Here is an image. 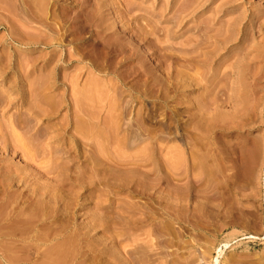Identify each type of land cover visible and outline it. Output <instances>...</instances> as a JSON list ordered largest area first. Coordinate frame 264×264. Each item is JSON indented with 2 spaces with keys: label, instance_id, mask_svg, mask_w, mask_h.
<instances>
[{
  "label": "rangeland",
  "instance_id": "374dc122",
  "mask_svg": "<svg viewBox=\"0 0 264 264\" xmlns=\"http://www.w3.org/2000/svg\"><path fill=\"white\" fill-rule=\"evenodd\" d=\"M27 2L0 0V264H264V0Z\"/></svg>",
  "mask_w": 264,
  "mask_h": 264
},
{
  "label": "bare ground",
  "instance_id": "6f19581e",
  "mask_svg": "<svg viewBox=\"0 0 264 264\" xmlns=\"http://www.w3.org/2000/svg\"><path fill=\"white\" fill-rule=\"evenodd\" d=\"M54 1H55V0H54ZM20 2H21V1H20ZM29 2H31V1H29ZM228 2H231V0H226L225 3H228ZM23 3H26V4H27L28 2H27V0H23ZM38 3H40V2H38ZM55 3H56V2H55ZM28 4H29V3H28ZM21 5L24 6L23 4H21ZM26 6H27V5H26ZM28 6H29V5H28ZM40 6H42V5H40ZM23 9H28V7H27V8L23 7ZM28 11H29V10H28ZM30 11H31V10H30ZM20 12H21V11H20ZM22 12H23V11H22ZM29 13H30V12H29ZM21 14H22V13H21ZM231 24H232V23H231ZM231 24H230V25H231ZM227 26H228V25H227ZM231 27H232V26H231ZM226 29H227V30H226ZM230 29H231V28H229V27L225 28V30H226L229 34H230L231 32H232V34H233V29H232V31H231ZM215 31H216V30H215ZM220 31H221V30H220ZM226 31H222L221 34H222V33L225 34ZM229 31H231V32H229ZM23 32H26V31H22V32L20 31V33H23ZM26 34L28 35V34H31V33H26ZM216 34H217V33H215V36H216ZM219 34H220V32H219ZM223 34H222V35H223ZM229 34H227V35L225 34V35H226L225 38L221 39V41L219 40V43H218V45H219V46H218L219 49L221 48L220 45H222V44L225 45L227 42L230 41L231 38H230L229 36H232V37H233V35H229ZM234 34H235L234 36H236V33H234ZM27 35H26V36H27ZM228 35H229V36H228ZM30 36H31V35H29L28 37H25V38L30 39V38H29ZM223 36H224V35H223ZM41 37H43V36L41 35ZM228 37H229V38H228ZM23 38H24V37H23ZM32 38H33V36H32ZM12 39H13V38H12ZM15 39H16V38H15ZM35 39H36V38H35ZM190 39H191V38H190ZM19 40H20V38H19ZM19 40H18V41H19ZM25 40H27V39H25ZM38 40L41 41L40 39H37V41H38ZM232 40H234V38H233ZM245 40H246V39H245ZM21 41H22V40H21ZM27 41H28V40H27ZM27 41H26V42H27ZM30 41H32V40H30ZM34 41H35V40H34ZM34 41H33V42H34ZM201 41H202V40H200V42H199L198 39L194 38V39H191V41H188V42L184 43L185 45H182V44H181V46L177 48V52H178V53H177V54H174V55H175V57H174L175 59H174V60L176 61V63H180V61L182 60V58H184V60H186L185 57H184L183 55H184V53H187V52H189V54L192 53V55H190L191 58H192V57H193V58H194V57H195V58H198V56H199L200 54L202 55V53H204V52H202V47H203V46H202ZM26 42H25V43H26ZM35 42H36V41H35ZM242 42H243V41H242ZM158 46H159V45H158ZM183 46H184V47H183ZM186 46H188V47H186ZM189 46H190V47H189ZM215 46H216V45H215ZM241 46H242V45H241ZM185 47H186V48H185ZM218 47L216 46V47H214V49L212 50L211 53H212L213 55H214V52H217V51L219 50ZM160 48H161V47H160ZM163 49H164V48H162V49H160V50L162 51ZM217 49H218V50H217ZM164 50H165V49H164ZM247 50H248V49H247ZM248 51H249V50H248ZM164 52H165V51H164ZM164 52H163V54H165ZM208 53H209V52H208ZM161 54H162V53H161ZM9 55H10V54H9ZM205 55H206V53H205ZM160 56H161V55H160ZM163 57H164V56H163ZM6 58H8V59H7V62H11L10 59H9V58H11L10 56H6ZM1 59H2V58H1ZM5 60H6V59H5ZM203 60H204V59H203ZM1 61H2V60H1ZM1 61H0V62H1ZM182 61H183V60H182ZM205 61H206V60H205ZM7 64H9V63H7ZM5 65H6V64H5ZM178 65H180V64H178ZM182 74H183V72H182V70H180V68L176 69V74H175V88L177 89L176 92H178V94H180V93H179V92H180L179 89L181 88V85H182L183 83L186 84L185 82H183V81H184V78H182ZM49 75H50V74H49ZM49 75H48V76H49ZM45 76H46V75H45ZM45 76H44V77H45ZM23 77H24V76H23ZM201 77H202V75H201ZM45 78H47V77H45ZM202 78H203V77H202ZM3 79H4V78H3ZM21 79H22V78H21ZM48 79H49V78H48ZM182 79H183V81H182ZM195 79H196V78H195ZM25 80H26V79H25ZM198 80H199V79H198ZM44 81H45V79H44ZM48 81H49V80H48ZM185 81H186V80H185ZM173 82H174V81H173ZM205 82H206V81H205ZM40 83H41V82H40ZM40 83H39V84H40ZM45 83H46V82H45ZM45 83H43V84H45ZM47 83L49 84V82H47ZM191 83H192V81H191ZM198 83H199V81H198ZM43 84H41V85H43ZM48 84H47V86L49 87L50 85H48ZM173 85H174V84H173ZM193 85H195V84H193ZM47 86H46V85H45V87L43 86V88H41V90L43 91V89H46ZM37 87H38L37 89H39V86H37ZM35 89H36V88H35ZM41 90H39V92H40ZM180 90H181V89H180ZM33 91H34V90H33ZM36 91H37V90H36ZM39 92H38V95H39ZM181 92H182V91H181ZM43 93H44V91L42 92V94H43ZM178 94H177V95H178ZM181 94H182V93H181ZM181 94H180V95H181ZM40 96H41V95H40ZM176 98H177V96H176ZM181 98H182V97H181ZM181 98H180V99H181ZM41 99H43V98H41ZM47 99H48V98H47ZM178 99H179V97L177 98V102L181 103V102H180L181 100L178 101ZM28 100H29V99H26V101H25V100H24V101L27 102ZM36 101H37V100H36ZM42 101H43V100H42ZM28 103H29V101H28ZM32 103H36V102H32ZM38 103L40 104L41 102L38 101L37 104H36V107H38V106H37ZM44 103H45V102H44ZM179 103H178V104H179ZM175 104H176V103H175ZM27 105H28V104H27ZM33 105H35V104H33ZM33 105H32V107H35V106H33ZM176 105H177V104H176ZM179 105H180V104H179ZM47 109L49 110L50 108H47ZM30 111H31V110H30ZM42 111H44V109H40V108L38 107V108H33L31 113L35 115V114H38V113H42ZM45 111H46V110H45ZM178 112H179V111H178ZM43 113H44V112H43ZM32 114H30V116H31ZM180 114H181V113H180ZM25 115H26V114H25ZM79 115H80V114H79ZM178 115H179V114H178ZM82 116H83V115H82ZM179 116H180V115H179ZM27 118H28V117H26V119H27ZM84 118H85V117H84ZM177 118H178V116H177ZM85 119H86V118H85ZM83 120H84V119H83ZM81 121H82V120H81ZM177 121H178V120H177ZM23 122H24V121H23ZM27 122H28V119H27ZM24 123L26 124V122H24ZM86 123H87V125H85ZM86 123H83V124L86 126V128L84 129V131L87 130L86 132H88V133L90 132V133H91L90 122H89V124H88V122H86ZM179 123H180V122H179ZM25 124H24V125H25ZM79 124H80V123H79ZM91 124H92V123H91ZM21 126H22V125H21ZM25 126H27V125H25ZM88 127H89V128H88ZM27 129H28V128H27ZM175 130H176V129H175ZM179 137H180V136H179ZM178 158L180 159V157H178ZM181 158H182V157H181ZM204 158H205V157H204ZM179 162H181V160H179ZM204 163H205V162H204ZM177 164H180V163L177 162ZM178 166H179V165H178ZM178 169H179V168H178ZM181 170H182V169H181ZM158 171H159V170H158ZM179 171H180V169H179ZM184 173H185V172H184ZM209 173H210V172H209ZM174 174H175V173H174ZM181 174H182V172H181ZM176 175L178 176V174H176ZM182 175H183V174H182ZM182 175H179V176H181V178H183ZM184 175H185V174H184ZM184 175H183V176H184ZM208 176H209V175H208ZM174 177H176V176L174 175ZM175 179H176V178H175ZM187 180H188V179H187ZM182 181H185V180H182ZM197 181H198V178H197ZM177 182H178V181H177ZM195 182H196V181H195ZM178 183H181V182L179 181ZM178 183H177V184H178ZM182 183H183V182H182ZM197 183H198V182H197ZM202 183H203V182H202ZM203 184H204V183H203ZM187 185H188V184H187ZM202 186H203V185H202ZM186 187H187V186H186ZM204 187H205V186H204ZM190 188H191V186H190ZM180 190H181V189H180ZM194 190H195V189H194ZM194 190H193V191H194ZM197 190H198V189H197ZM208 190H209V188H208ZM214 190H215V189H214ZM183 191H184V190H183ZM209 191H210V190H209ZM185 192H186V191H185ZM185 192H184V193H185ZM200 192H201V191H200ZM206 192H208V191H206ZM176 193H177V192H176ZM181 193H182V192H181ZM185 194H186V193H185ZM194 194H195V191H194ZM203 194H204V193H203ZM208 194L210 195L211 192H210V193L208 192ZM178 195H179V194H178ZM198 195H199V194H198ZM209 195H208V196H209ZM176 196H177V194H176ZM179 196H181V195H179ZM186 196H188V193L186 194ZM193 196H194V195H193ZM194 197H195V196H194ZM203 197H204V195H203ZM176 198H177V197H176ZM207 198H208V197H207ZM209 198H210V197H209ZM177 199H178V198H177ZM180 199H181V198H180ZM180 199H179V200H180ZM181 200H184V199H181ZM204 200H205V197H204ZM203 202H204V201H203ZM203 202H202V203H203ZM207 202H210V201H207ZM180 203H181V202H180ZM204 203H205V202H204ZM204 203H203V204H204ZM178 204H179V203H178ZM207 204H208V203H207ZM182 205H183V204H182ZM185 205H186V204H185ZM186 206H188V205H186ZM210 206H211V205H210ZM178 207H179V206H178ZM179 208H180V207H179ZM186 208H187V207H186ZM223 208H224V207H223ZM231 209H232V208H231ZM242 209H243V208H242ZM192 210L194 211L195 209H192ZM192 210H191V211H192ZM201 210H203V209H201ZM177 211H178V210H177ZM180 211H182V210H180ZM205 211H206V210H205ZM250 211H251V210H250ZM187 212H188V211H187ZM199 212H200V211H199ZM178 213H179V212H178ZM178 213H177V214H178ZM193 213H195V212H193ZM204 213H205V212H204ZM221 213H222V212H221ZM242 213H243V212H242ZM245 213H246V212H245ZM181 214H182V213H181ZM195 214H196V213H195ZM198 214H199V213H198ZM191 215H192V213H191ZM179 216H180V215H179ZM201 216H202V215H201ZM219 216H220V215H219ZM244 216H245V215H244ZM246 216H247V215H246ZM255 217H256V216H255ZM187 218H188V217H187ZM178 219H179V218H178ZM183 219H185V218H183ZM130 220H131V219H130ZM194 220H195V219H194ZM131 221H132V220H131ZM187 221H188V220H187ZM131 223H132V222H131ZM190 223H191V222H190ZM250 223H251V222H250ZM194 224H195V223L193 222V226H195ZM242 224H243V223H242ZM254 224H255V223H254ZM254 224H253V225H254ZM205 225H207V224H205ZM253 225H252V226H253ZM131 226H132V225H131ZM131 226H129V227H131ZM199 226H200V225H199ZM248 228H249V227H248ZM131 229H132V227H131ZM131 229L129 228V230H131ZM129 234H132V236L134 235V234L131 233V232H130ZM128 236H130V235H128ZM130 237H131V236H130ZM128 239H129V238H128ZM130 239L132 240V242H131V240H130L131 243H133V239H134V241H135V238H134V237H133V239H132V237H131ZM136 240H137V239H136ZM129 244H130V243H129ZM136 244H137V243H136ZM136 244H135V245H136ZM139 244H140V243H139ZM127 245H128V244H127ZM127 245H126V246H127ZM131 245H132V246L129 247V249H127L128 247H126V249L128 250V252H127L128 255H126L127 253L125 252V255H126V258H125V259H127V256H128V259H127V260H128V263H127V264H135L136 259H138L137 257H139V256H140L141 260H142V259L145 260V258H144L143 255H146V253H144V252L141 251V250L143 249V248H142L143 245H140V246L137 245V246H135L134 243L131 244ZM128 246H129V245H128ZM137 247H138V248H137ZM139 247H141V248H139ZM139 249H140V251H139ZM151 249H152V248H151ZM143 250L146 251L145 248H144ZM138 252H139V254H143V255H142L143 258L141 257V255L136 254V253H138ZM140 252H141V253H140ZM137 255H139V256H137ZM138 261H139V260H138ZM138 261L136 262V264H137V263L140 264V262H138ZM126 262H127V261H126ZM142 262H143V261H142Z\"/></svg>",
  "mask_w": 264,
  "mask_h": 264
}]
</instances>
